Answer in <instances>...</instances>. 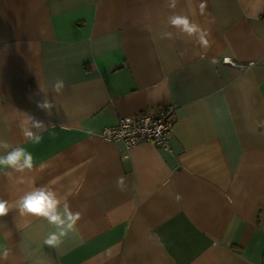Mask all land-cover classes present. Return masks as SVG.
Masks as SVG:
<instances>
[{"label":"crops","instance_id":"0c3cea01","mask_svg":"<svg viewBox=\"0 0 264 264\" xmlns=\"http://www.w3.org/2000/svg\"><path fill=\"white\" fill-rule=\"evenodd\" d=\"M171 3L0 0V141L11 144L0 155L19 145L34 157L32 170L0 167V199L13 204L0 216V264H264V0ZM173 14L208 45L170 25ZM170 104V151L100 135ZM45 185L59 211L66 200L81 214L58 246L44 243L55 226L16 203Z\"/></svg>","mask_w":264,"mask_h":264},{"label":"clouds","instance_id":"9594fccd","mask_svg":"<svg viewBox=\"0 0 264 264\" xmlns=\"http://www.w3.org/2000/svg\"><path fill=\"white\" fill-rule=\"evenodd\" d=\"M175 3L176 0H172V3L168 6L174 8ZM204 7V4L200 5L201 12H203ZM168 23L188 35L199 33V43L203 46L208 45L209 41L206 38V31L195 21L190 20L188 16L173 14L168 18ZM166 35L170 37L171 33H166ZM212 62L216 63V60L214 59ZM225 62H229L228 58H225ZM63 88V79L57 78L53 84V90L59 93ZM37 107L41 110H50L53 104L44 99L37 102ZM27 120L31 122L33 128H45L44 122L37 120L33 116H28ZM20 128L24 138L32 143H40L42 140V135L34 134L24 122H21ZM0 145L4 148L11 146L7 141H0ZM0 167H11L17 172L32 170L34 167V157L25 147L17 145L12 151L7 152L5 155H0ZM123 184L124 178H118L117 186L122 188ZM16 203L20 208L21 214L27 213L36 217H43L49 224L55 226L56 231L50 232L44 241L45 244L50 246H58L62 242V238L66 237L70 232H74L81 215L80 212L74 213L71 211L66 200L63 205V212L59 211L60 200L57 198L56 193L46 185L25 192ZM11 207H13L12 203L0 199V216L6 215ZM0 253H2V258H7V249L0 250Z\"/></svg>","mask_w":264,"mask_h":264},{"label":"built area","instance_id":"2783aa9c","mask_svg":"<svg viewBox=\"0 0 264 264\" xmlns=\"http://www.w3.org/2000/svg\"><path fill=\"white\" fill-rule=\"evenodd\" d=\"M262 19L264 20V12ZM228 61L226 63L241 69L253 65V62L238 63L231 58H228ZM175 109L176 106L170 104L162 107L155 114L144 110L134 115L120 116L115 124L105 126L100 135L105 140L121 143L127 151L144 142H154L164 150L170 151L168 134L173 131L176 123Z\"/></svg>","mask_w":264,"mask_h":264}]
</instances>
